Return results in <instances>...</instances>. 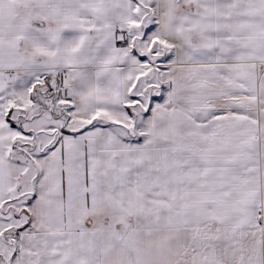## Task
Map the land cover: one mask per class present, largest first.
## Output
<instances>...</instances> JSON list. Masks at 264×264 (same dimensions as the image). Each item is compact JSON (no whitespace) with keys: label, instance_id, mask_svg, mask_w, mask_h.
Here are the masks:
<instances>
[{"label":"snow or ice","instance_id":"1","mask_svg":"<svg viewBox=\"0 0 264 264\" xmlns=\"http://www.w3.org/2000/svg\"><path fill=\"white\" fill-rule=\"evenodd\" d=\"M0 264H264V0H0Z\"/></svg>","mask_w":264,"mask_h":264}]
</instances>
